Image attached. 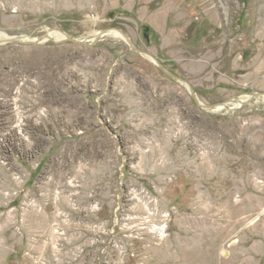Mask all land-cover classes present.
<instances>
[{
    "label": "rangeland",
    "instance_id": "rangeland-1",
    "mask_svg": "<svg viewBox=\"0 0 264 264\" xmlns=\"http://www.w3.org/2000/svg\"><path fill=\"white\" fill-rule=\"evenodd\" d=\"M113 28L247 100L49 36ZM0 30L43 39L0 41V264H264V0H0Z\"/></svg>",
    "mask_w": 264,
    "mask_h": 264
},
{
    "label": "bare ground",
    "instance_id": "bare-ground-1",
    "mask_svg": "<svg viewBox=\"0 0 264 264\" xmlns=\"http://www.w3.org/2000/svg\"><path fill=\"white\" fill-rule=\"evenodd\" d=\"M57 30V29H56ZM103 31H98L96 32L92 38L88 39L89 36L87 37H79V38H76L74 36H71V35H67L65 34L64 32L62 31H53V33H50L49 36H50V39L51 38H54V39H59V38H62V39H66V40H69L71 37L79 40V41H84L85 43L87 44H90V43H96L97 41H95V39L101 35H103L104 33L107 35V36H110V37H113L115 39H119V40H125L127 41V43L129 44L130 41H129V38L124 34L122 33L120 30L116 29V28H113V29H108L107 31H104V29H102ZM50 32V31H49ZM94 33V32H93ZM48 36V37H49ZM8 36L2 31L0 30V41H7L8 39H15V38H19V40H22V41H34V42H39L41 43L42 42V36H39L38 38L34 39L32 37H26V36H14V37H8ZM88 40H94L92 42H88ZM97 40V39H96ZM144 54V56H146L147 58H149L150 60L154 61L156 64H158L157 60L146 54V53H142ZM188 90L189 92L193 95V97L195 98V100L197 101L198 105H200L201 107H205V109H213L214 111H224V110H229V109H233L237 106L240 107V105H242L248 98L247 95L245 96H240L238 99L234 100V98H231L230 100H227L226 102H221V103H214L210 106H206L204 103H202L200 101V99L198 98L197 94L195 93V91L193 92L192 91V87L187 83L185 82L184 80L180 81ZM264 95V92H254L252 93L251 95V98L250 100H259L261 99V97ZM264 100V99H262Z\"/></svg>",
    "mask_w": 264,
    "mask_h": 264
},
{
    "label": "water",
    "instance_id": "water-1",
    "mask_svg": "<svg viewBox=\"0 0 264 264\" xmlns=\"http://www.w3.org/2000/svg\"><path fill=\"white\" fill-rule=\"evenodd\" d=\"M10 41H12V42H15V43H21V44H28V43H30V44H38L39 42H34V41H22V40H19V38H15V39H8L6 42H10ZM69 41H71V42H73V43H76V44H83V45H88V46H92V45H94V43H90V44H87V43H85L84 41H79V40H77V39H75V38H73V37H71L70 39H69ZM129 41H130V43H129V45H130V47L132 48V49H134L135 51H137V52H139V53H143V51H141V50H139L133 43H132V41L129 39ZM6 42H3V43H6ZM0 44H2V42H0ZM147 53V52H146ZM158 64V66L159 67H161L164 71H166L168 74H170V75H172L175 79H177L178 81H182L183 79L182 78H180V77H178V76H176V75H174V74H172L170 71H168L166 68H164L163 67V65L158 61L157 62ZM192 91L194 92V89H192ZM223 102H226V101H223Z\"/></svg>",
    "mask_w": 264,
    "mask_h": 264
}]
</instances>
